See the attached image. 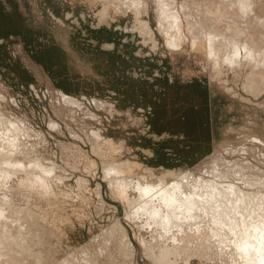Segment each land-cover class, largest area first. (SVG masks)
Listing matches in <instances>:
<instances>
[{"label":"rangeland","instance_id":"obj_1","mask_svg":"<svg viewBox=\"0 0 264 264\" xmlns=\"http://www.w3.org/2000/svg\"><path fill=\"white\" fill-rule=\"evenodd\" d=\"M153 2L135 0V6L148 7L136 16L108 0H0V116L1 123L12 122L0 126V141L7 140V147L13 143L11 148L19 143L14 150L22 153L2 148H7L4 159L20 167L9 165V176L3 177L6 167L0 162V206L11 223L20 221L27 235H36L34 252L52 250L55 261L44 264H154L143 252L152 241L150 227L128 214L103 163L128 160L155 176L191 170L208 178L206 168L226 175L222 184L243 188V181L232 177L239 168L222 167L234 161L240 174L260 177L263 184L252 190L264 193V89L253 95L247 89L248 68L217 69L203 50L191 48L186 31L201 35L203 0H167L181 35H188L177 49L166 48ZM253 2L251 17L264 21V0ZM223 21L243 30L232 19ZM58 91L82 105L64 103ZM12 126L21 130L14 137ZM25 176L31 181L42 176L51 193L30 189ZM128 244L130 253L123 250ZM0 253H6L3 246ZM165 259L226 264L190 253ZM24 261L37 264L30 255Z\"/></svg>","mask_w":264,"mask_h":264},{"label":"bare ground","instance_id":"obj_2","mask_svg":"<svg viewBox=\"0 0 264 264\" xmlns=\"http://www.w3.org/2000/svg\"><path fill=\"white\" fill-rule=\"evenodd\" d=\"M192 1L196 3L199 0ZM203 1L201 20L205 22L203 23L204 29H200L201 35L193 34L188 28L186 31L191 38V48L203 50L207 61L212 63L217 69L220 66L225 67V64L229 65L231 69L237 67L248 68L247 89H250L248 91H252L253 95L261 93L262 89H264V41H262L264 39V27L262 28L264 21L256 16L251 17L250 13L255 6L254 0ZM134 2L135 0H108V3L119 9L120 12L132 11L136 16L140 11L146 14L147 5L135 6ZM154 2L157 7L158 31L164 35L166 48L177 49L181 47L188 39V35H181V28L174 8L171 7L174 5L170 6L167 0H154ZM224 18L229 21L232 19V24L233 22L239 23L240 26H243V30L241 27L242 31L240 32V27L238 26L237 31L236 27L224 23ZM136 22L140 25V29L143 30V34H147L145 23H141L138 19ZM253 22H256V26H253ZM244 25L246 29L250 26V28L255 27L260 31L252 29L248 32ZM233 30L235 33H233ZM240 35L245 36L240 39ZM219 69L221 70V68ZM57 95L66 104L74 107L82 105V102L72 96L65 95L61 91H58ZM92 103L94 106L100 104L97 100H93ZM2 118L0 116V126L7 125V127H10L12 125V122L9 123L7 120L6 124L5 122L1 123L5 120ZM14 128H11L12 134H14L13 137L17 135L18 131H21L19 128ZM3 131L5 133V130ZM6 133L7 136L11 134L7 131ZM97 133H92L93 138L98 139ZM15 139L17 138L15 137ZM11 140L9 143H11ZM6 141L5 143L0 141V162L5 164L6 167L4 169L1 163L3 177L9 176V171L6 170L9 165L13 170L20 167L17 162L10 164V161L4 159V155H7V148H11V144H13H8L7 147ZM15 144L12 145L14 147L11 149L16 154L17 152L14 149L19 143ZM105 144L111 149L115 146L111 141H105ZM5 147L7 148L4 151L2 148ZM19 149L17 147L18 151ZM11 153L10 157L14 155V152L12 153L13 155ZM21 154L18 152L16 155ZM7 159L10 160L9 157ZM15 160L19 159L15 158ZM225 163L227 166L224 164L222 167L229 168V172L230 168H239L237 170L242 171V168L234 161L228 163L226 161ZM102 167L105 177L110 182L112 191L119 195L130 209L128 214L142 218L141 220L150 227L152 241L146 244L144 241L143 252H145L147 257H150L154 264H168L165 259L167 255L177 257L181 253L195 254L200 258L204 257L215 262L219 260L226 264L231 261L238 262L237 264H264V193L259 190H252L259 184H263L260 177L253 178L250 173L249 176L245 175V173L240 174L237 171L239 174L236 173L232 177L235 181L236 178L238 181H243L245 187L242 185L243 188H240L235 183L222 184L226 175L221 173V171L214 172L206 168L202 170L210 174L208 178L199 173L196 176L195 172L193 174L191 170H185V172L180 170L178 172L171 170L160 171L161 173L155 176L151 169L140 167L128 160L118 163L113 161L111 163H103ZM30 169L31 167L24 169V172ZM199 170L201 171V169ZM244 171L246 172V170ZM233 172L235 171L233 170ZM229 176L231 177L230 173ZM39 177L32 179L33 181L26 177L27 179L24 183L29 188L37 186L38 189H41L42 195L50 194V188L45 179L42 176L41 179ZM3 207L0 206V246L6 249V253H0V264H26L24 257L29 255L34 261H37V264L39 262L44 264L49 262V260L55 261L52 250H44L43 252L37 250L34 252L33 248L38 247L36 235L31 233L27 235V227L19 223L20 219L18 220L19 222L16 221L18 223H11L8 210L7 214ZM9 212L12 213V211ZM11 215L14 214L12 213ZM32 219H29L30 222ZM113 227H116V225ZM126 248L123 250H127L130 253V244L126 245ZM63 262L58 261L53 264H65Z\"/></svg>","mask_w":264,"mask_h":264}]
</instances>
